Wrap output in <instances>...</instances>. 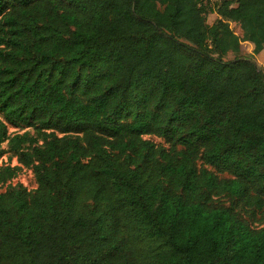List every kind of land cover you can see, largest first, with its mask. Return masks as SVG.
I'll list each match as a JSON object with an SVG mask.
<instances>
[{"label": "trees", "instance_id": "trees-1", "mask_svg": "<svg viewBox=\"0 0 264 264\" xmlns=\"http://www.w3.org/2000/svg\"><path fill=\"white\" fill-rule=\"evenodd\" d=\"M242 42L264 50V0H0V115L46 131L0 165V186L36 183L0 192V264H264L236 210L264 222V74Z\"/></svg>", "mask_w": 264, "mask_h": 264}, {"label": "rangeland", "instance_id": "rangeland-1", "mask_svg": "<svg viewBox=\"0 0 264 264\" xmlns=\"http://www.w3.org/2000/svg\"><path fill=\"white\" fill-rule=\"evenodd\" d=\"M221 0H210L212 5L219 3ZM217 19L216 14H208L205 18V24L207 26L212 25L214 21ZM230 29L232 33L237 36L239 39H242V31L238 25L230 24ZM241 52L243 54H248L253 57L255 62L259 65L262 73L264 74V50L259 52L258 54L252 55V45L247 42L241 43ZM232 55H228V59H231ZM0 121L6 126L5 136L3 137L0 143V165H10L15 166L18 165L16 162V156L13 151L10 149L9 139L14 135H21L24 138V143L27 145L26 140L28 138H34L37 141V144H40L41 135L46 132L37 127V125H31L29 127L26 126H10L8 125L0 115ZM144 140H148L154 143L156 146H161L167 148L164 144V141L155 136H145ZM21 186L26 190L33 191L36 188V183L34 179V175L32 171L28 168H21L16 176L11 180H8L4 185L0 186V192H4L8 188ZM213 202L215 205L228 207L232 205V201L223 196H218L213 198ZM238 214L242 219L248 222L251 226L259 227L264 226V222L259 218L258 215L251 216L247 211L242 209L240 206L236 208Z\"/></svg>", "mask_w": 264, "mask_h": 264}]
</instances>
